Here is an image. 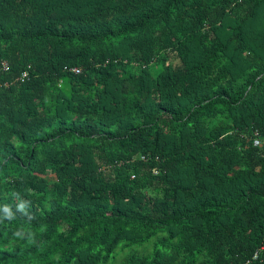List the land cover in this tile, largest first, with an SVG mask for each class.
<instances>
[{
	"label": "trees",
	"instance_id": "16d2710c",
	"mask_svg": "<svg viewBox=\"0 0 264 264\" xmlns=\"http://www.w3.org/2000/svg\"><path fill=\"white\" fill-rule=\"evenodd\" d=\"M0 264H264V0H0Z\"/></svg>",
	"mask_w": 264,
	"mask_h": 264
},
{
	"label": "built area",
	"instance_id": "2783aa9c",
	"mask_svg": "<svg viewBox=\"0 0 264 264\" xmlns=\"http://www.w3.org/2000/svg\"><path fill=\"white\" fill-rule=\"evenodd\" d=\"M3 67H4V69L6 70V71H8L9 70V68H10V66L7 64V63H4L3 64ZM73 71H74V73H76V74H81V69H79V68H74L73 69ZM29 77V74H28V71H25L23 74H22V81H25L27 78Z\"/></svg>",
	"mask_w": 264,
	"mask_h": 264
},
{
	"label": "clouds",
	"instance_id": "9594fccd",
	"mask_svg": "<svg viewBox=\"0 0 264 264\" xmlns=\"http://www.w3.org/2000/svg\"><path fill=\"white\" fill-rule=\"evenodd\" d=\"M4 63H7V62H4ZM4 63H3V64H4ZM7 64H8V63H7Z\"/></svg>",
	"mask_w": 264,
	"mask_h": 264
}]
</instances>
